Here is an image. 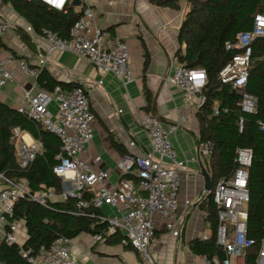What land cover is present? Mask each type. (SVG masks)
Instances as JSON below:
<instances>
[{
	"label": "built area",
	"instance_id": "built-area-1",
	"mask_svg": "<svg viewBox=\"0 0 264 264\" xmlns=\"http://www.w3.org/2000/svg\"><path fill=\"white\" fill-rule=\"evenodd\" d=\"M55 11L63 12L70 0H39ZM81 17L71 26L67 38H61L56 32L42 28L35 32L31 25L26 31L38 37L45 44L46 54L53 51L69 52L91 64L102 75L109 74L126 87L135 77L129 66L128 46L124 41H106V32L97 24L92 8L84 1ZM13 25L0 21V46L4 34ZM264 37V13L254 16L252 29L236 36L234 42H227V51L234 48L242 50L226 63L218 74L223 84L230 85L240 95L239 106L245 113H255L256 99L245 92V86L251 63L250 44L255 38ZM46 56L39 59L38 66L32 67L26 61L13 56L5 60L0 58V89L14 80V71L8 64L14 62L16 70L26 77L36 79L39 69L46 61ZM167 85L177 88L186 106L199 109L205 102L202 94L206 83V74L202 69H189L177 63L173 72L164 78ZM54 102V115L48 105ZM217 114V105L210 107ZM28 118L34 120L46 131L55 134L61 143L57 155L58 164L53 168L55 176L61 179V192L55 193L52 188L32 194L22 181H13L0 175V239L7 244L16 243V234L21 221H10L15 203L19 199H28L46 206L56 201L69 198L78 199L77 208L108 207L113 210L111 216H101L107 222L105 235L108 237L120 233L122 245L132 246L140 255L141 264H154L148 249L156 229V221L161 220L164 229L174 239H178L183 228V221L178 214V193L180 188V172L187 170L193 158L180 160L172 145L171 137L183 118L175 122H162L150 113H144L139 125L147 134L150 150L141 155H124L117 164L119 179L115 186H108L109 172L101 170L99 156L84 158L83 153L92 142L95 118L90 109L89 91L82 85H75L69 91L56 87L52 92L44 90L32 94L30 90L22 93L21 105L17 109ZM122 112L119 110V113ZM239 132L243 121L240 118ZM264 130V123H260ZM19 166L26 169L40 152L41 146L28 134L14 130ZM237 168L233 174L221 179L213 190V202L217 211L218 227L216 244L225 253L219 261L216 257L201 256L203 264H246L245 254L254 241L247 237L246 220L248 168L252 161V151L248 148L237 149ZM211 155L208 143L198 146L200 159ZM124 175H132L134 180L124 179ZM92 191L89 199H82V194ZM103 234L92 236L93 242L104 241ZM202 236L201 240H206ZM31 264H79L71 252V239L56 238L48 247L41 248L37 255L29 256L22 252ZM264 261V236L260 241V249L256 264Z\"/></svg>",
	"mask_w": 264,
	"mask_h": 264
},
{
	"label": "trees",
	"instance_id": "trees-1",
	"mask_svg": "<svg viewBox=\"0 0 264 264\" xmlns=\"http://www.w3.org/2000/svg\"><path fill=\"white\" fill-rule=\"evenodd\" d=\"M16 14L24 18L35 32L42 28L56 32L61 38H67L71 26L81 17L82 8L67 4L65 11L48 8L39 0H1ZM155 7L180 10L185 5L179 27V49L175 53L177 63L189 69H202L206 74V83L202 94L204 104L196 113L199 125L197 143H208L211 155L205 158L204 168L211 177V191L203 196L199 204L208 225L206 240L195 238L189 243L194 255L216 257L219 261L225 253L216 244L218 227L217 211L213 202V190L217 182L230 177L235 169L237 149L248 148L252 151V161L248 168V204L246 232L254 244L246 250V264H256L260 241L264 236V37L255 38L250 44L251 63L245 86V92L256 99L255 113H245L239 102L241 97L230 85L223 84L218 78L222 67L242 50L227 51L225 44L234 42L236 36L252 29L254 16L264 13V0H149ZM148 63L145 53L144 70ZM36 83L41 90L52 92L56 87L69 91L74 86L54 80L42 67L39 69ZM144 95L150 103L147 90ZM217 105V114L211 111V105ZM243 121L239 132V119ZM28 134L40 143V152L26 169L19 166L14 130ZM112 146L122 151L121 145L111 140ZM59 138L28 118L25 114L0 101V175L16 182H24L32 193L52 188L61 192V179L54 175L53 168L58 164L60 152ZM124 156V155H123ZM124 179L136 180L132 175ZM92 191L82 194L89 199ZM78 199L56 201L42 206L26 198L19 199L14 206L10 221L24 223L26 239L21 244H7L0 239V264H31L22 252L29 256L37 255L41 248L48 247L56 238L74 239L85 233L91 236L103 234L104 241L122 244L120 233L106 236L107 222L101 219L100 209L77 208ZM130 246V245H125Z\"/></svg>",
	"mask_w": 264,
	"mask_h": 264
},
{
	"label": "crops",
	"instance_id": "crops-1",
	"mask_svg": "<svg viewBox=\"0 0 264 264\" xmlns=\"http://www.w3.org/2000/svg\"><path fill=\"white\" fill-rule=\"evenodd\" d=\"M84 1L94 11L98 26L106 32V41L121 40L127 44L129 66L135 77L131 84L124 87L112 75L100 74L91 64L72 53L53 51L46 54L44 42L26 31L27 21L1 0L0 21L9 22L13 27L3 36L0 58L5 60L13 56L36 67L39 59L46 56L42 67L54 80L72 86L82 85L89 91L95 122L92 142L83 157L101 158L98 167L109 172L108 186L117 184L120 176L117 164L123 155H141L150 150L149 138L139 125L144 113L153 114L162 122L184 119L171 137L180 160L194 159L187 170L180 172L177 201L183 228L179 238L174 239L164 229L163 222L157 220L148 253L154 264H203L201 256L189 250L193 239L209 235L204 214L199 208L205 195L200 176L201 169L205 170V159L199 158L197 143L199 125L196 113L199 109L186 106L180 91L164 81L177 65L174 56L179 49L178 32L185 5L182 4L180 10H173L155 7L149 0ZM83 5L80 4L81 8ZM145 53L148 63L144 70ZM8 67L14 71V80L0 89V101L17 110L24 90L36 94L41 89L36 79L18 72L14 62ZM145 90L150 94V103L144 95ZM48 110L54 115L56 104L51 102ZM111 140L119 143L122 151L115 149ZM100 211L105 216L114 214L108 207ZM19 225L24 230L25 241L24 223ZM71 252L79 264H141L140 255L132 246L93 242L92 236L85 233L71 240Z\"/></svg>",
	"mask_w": 264,
	"mask_h": 264
},
{
	"label": "water",
	"instance_id": "water-1",
	"mask_svg": "<svg viewBox=\"0 0 264 264\" xmlns=\"http://www.w3.org/2000/svg\"><path fill=\"white\" fill-rule=\"evenodd\" d=\"M81 4L80 0H71V5L74 7H79ZM200 176L203 179V191L205 194L210 193L211 191V177L210 175L204 170L201 169Z\"/></svg>",
	"mask_w": 264,
	"mask_h": 264
},
{
	"label": "rangeland",
	"instance_id": "rangeland-1",
	"mask_svg": "<svg viewBox=\"0 0 264 264\" xmlns=\"http://www.w3.org/2000/svg\"><path fill=\"white\" fill-rule=\"evenodd\" d=\"M20 226V225H19ZM206 227H207V231L209 230L208 229V225H206ZM19 231H21L20 232V234L22 235V237L20 238L19 237ZM19 231H18V233L16 234V243L18 244V245H21L22 243H23V237H24V230L23 229H21V228H19ZM206 232V231H205Z\"/></svg>",
	"mask_w": 264,
	"mask_h": 264
}]
</instances>
